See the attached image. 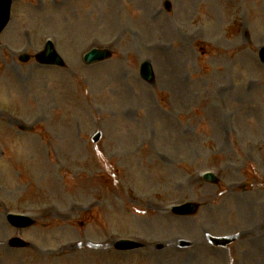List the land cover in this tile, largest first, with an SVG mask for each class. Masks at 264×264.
<instances>
[{
    "label": "rangeland",
    "instance_id": "374dc122",
    "mask_svg": "<svg viewBox=\"0 0 264 264\" xmlns=\"http://www.w3.org/2000/svg\"><path fill=\"white\" fill-rule=\"evenodd\" d=\"M164 1L14 0L0 38V243L38 249L0 245V264H264V0ZM47 39L65 68L18 60ZM92 47L114 55L86 65ZM164 201L199 212L163 215ZM10 212L35 225L14 229ZM123 236L144 246L118 252Z\"/></svg>",
    "mask_w": 264,
    "mask_h": 264
},
{
    "label": "water",
    "instance_id": "95a60500",
    "mask_svg": "<svg viewBox=\"0 0 264 264\" xmlns=\"http://www.w3.org/2000/svg\"><path fill=\"white\" fill-rule=\"evenodd\" d=\"M105 56H106V54L103 53V52H101V53L99 54V56H98L97 59H99V58H103V57H105ZM261 59H262V61L264 62V55H261ZM48 61H51V62L56 61L55 56H50L49 59H48ZM17 225H19V224H17Z\"/></svg>",
    "mask_w": 264,
    "mask_h": 264
}]
</instances>
